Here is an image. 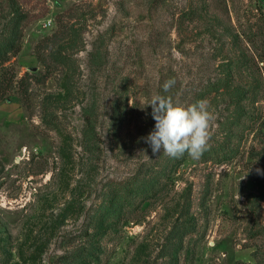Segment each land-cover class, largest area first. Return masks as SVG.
I'll return each mask as SVG.
<instances>
[{
    "label": "rangeland",
    "instance_id": "1",
    "mask_svg": "<svg viewBox=\"0 0 264 264\" xmlns=\"http://www.w3.org/2000/svg\"><path fill=\"white\" fill-rule=\"evenodd\" d=\"M0 264H264V0H0Z\"/></svg>",
    "mask_w": 264,
    "mask_h": 264
},
{
    "label": "clouds",
    "instance_id": "2",
    "mask_svg": "<svg viewBox=\"0 0 264 264\" xmlns=\"http://www.w3.org/2000/svg\"><path fill=\"white\" fill-rule=\"evenodd\" d=\"M174 84V79L167 80L163 84L164 92ZM148 105L152 107L155 125L145 142L153 154L162 150L171 157L187 153L192 159H199L207 151L214 115L206 98L185 105L171 96L155 95Z\"/></svg>",
    "mask_w": 264,
    "mask_h": 264
}]
</instances>
